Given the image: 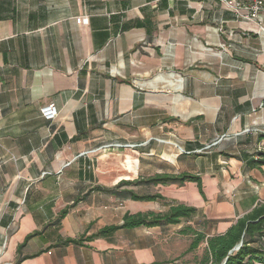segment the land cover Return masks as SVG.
I'll list each match as a JSON object with an SVG mask.
<instances>
[{
    "label": "crops",
    "instance_id": "0c3cea01",
    "mask_svg": "<svg viewBox=\"0 0 264 264\" xmlns=\"http://www.w3.org/2000/svg\"><path fill=\"white\" fill-rule=\"evenodd\" d=\"M261 25L220 0H0V264H201L264 204ZM182 173L203 194L144 182ZM173 205L196 211L100 234Z\"/></svg>",
    "mask_w": 264,
    "mask_h": 264
},
{
    "label": "trees",
    "instance_id": "16d2710c",
    "mask_svg": "<svg viewBox=\"0 0 264 264\" xmlns=\"http://www.w3.org/2000/svg\"><path fill=\"white\" fill-rule=\"evenodd\" d=\"M187 181L197 182L200 192L203 194L201 178L199 176L182 173L177 176L155 175L144 181L146 184H183ZM131 182H122L110 192L118 195H127L133 200H157L161 195H137L132 191H121L120 187ZM196 211L193 207L185 205H173L163 213H138L126 214L121 226L107 227L100 234L116 231L119 228H131L136 226H156L179 221L182 217L191 215ZM63 211L60 218L66 214ZM195 237L189 250L196 249L206 239L205 235L189 230ZM30 238V237H28ZM207 248L201 264H264V204L256 207L252 212L240 218L225 234L209 237ZM67 243H78L69 239Z\"/></svg>",
    "mask_w": 264,
    "mask_h": 264
},
{
    "label": "built area",
    "instance_id": "2783aa9c",
    "mask_svg": "<svg viewBox=\"0 0 264 264\" xmlns=\"http://www.w3.org/2000/svg\"><path fill=\"white\" fill-rule=\"evenodd\" d=\"M230 11L237 14L245 20L256 21L264 15V0H220ZM87 16L77 17L79 24L88 23ZM261 31L264 33V25H261ZM41 114L47 121H52L58 115V109L54 103L46 104L41 109Z\"/></svg>",
    "mask_w": 264,
    "mask_h": 264
},
{
    "label": "rangeland",
    "instance_id": "374dc122",
    "mask_svg": "<svg viewBox=\"0 0 264 264\" xmlns=\"http://www.w3.org/2000/svg\"><path fill=\"white\" fill-rule=\"evenodd\" d=\"M134 162L131 161V165H133ZM130 165V164H129ZM135 165V164H134Z\"/></svg>",
    "mask_w": 264,
    "mask_h": 264
}]
</instances>
